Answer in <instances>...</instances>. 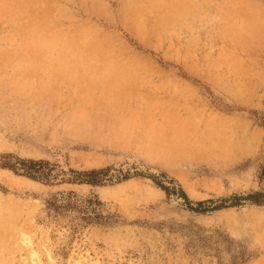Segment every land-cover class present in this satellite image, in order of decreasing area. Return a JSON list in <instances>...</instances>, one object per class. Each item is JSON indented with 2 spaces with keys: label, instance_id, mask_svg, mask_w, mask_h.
Listing matches in <instances>:
<instances>
[{
  "label": "rangeland",
  "instance_id": "rangeland-1",
  "mask_svg": "<svg viewBox=\"0 0 264 264\" xmlns=\"http://www.w3.org/2000/svg\"><path fill=\"white\" fill-rule=\"evenodd\" d=\"M2 153L54 169H0V264H255L264 205L214 207L263 187L264 0H0Z\"/></svg>",
  "mask_w": 264,
  "mask_h": 264
},
{
  "label": "trees",
  "instance_id": "trees-1",
  "mask_svg": "<svg viewBox=\"0 0 264 264\" xmlns=\"http://www.w3.org/2000/svg\"><path fill=\"white\" fill-rule=\"evenodd\" d=\"M0 169L11 171L15 175L23 176L33 181L48 183L51 179L54 164H51L46 160L24 159L16 157L11 153H2L0 154ZM108 170L109 168L91 169L86 171L70 170L73 176L66 179V182L72 184L100 185L103 177L106 175L105 173ZM127 179L128 177L124 176L121 181H125ZM258 179L260 183H263V187L260 190L253 191L246 195H233L229 198L222 199V202H226L228 199L231 202L227 205H216L214 209L238 206L243 201H248L250 204L257 206L264 205V165L259 168ZM152 180L157 187L165 192L166 195L169 196L170 194H175L181 197L188 210L194 212H205V209H202V205L205 201H190L179 185L166 186L160 181H157L154 177H152ZM170 181V184H173V179H170ZM62 182L64 181L62 180ZM193 205H195V207H193Z\"/></svg>",
  "mask_w": 264,
  "mask_h": 264
},
{
  "label": "bare ground",
  "instance_id": "bare-ground-1",
  "mask_svg": "<svg viewBox=\"0 0 264 264\" xmlns=\"http://www.w3.org/2000/svg\"><path fill=\"white\" fill-rule=\"evenodd\" d=\"M136 18H138V17L136 16ZM3 171H6V170H3ZM6 172H9V171H6ZM9 173H11V172H9ZM24 180L27 183L28 187H31V186H35V187L42 186V187H45L44 185H42L40 183H37L35 181H32V180H30L28 178H24ZM260 237H262V236H260ZM19 240H20L21 245L26 249V255L23 256L21 262L22 263H26V264H40V262H41L40 256H38V254L36 252V248L33 246V243L28 238H26L24 235H22L19 238ZM262 241H263V239H262ZM261 243H263V242H261ZM44 248H45V252L44 253H45V256H46V264H57L55 259L52 257V254H51L50 250L46 246H44ZM263 251H264V249H263ZM74 261L76 263H80L81 259L78 258V259H75ZM95 264H97V263L95 262ZM255 264H264V255L259 257Z\"/></svg>",
  "mask_w": 264,
  "mask_h": 264
}]
</instances>
